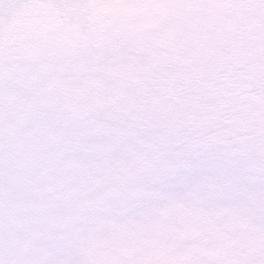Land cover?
<instances>
[{
	"label": "snow or ice",
	"instance_id": "1",
	"mask_svg": "<svg viewBox=\"0 0 264 264\" xmlns=\"http://www.w3.org/2000/svg\"><path fill=\"white\" fill-rule=\"evenodd\" d=\"M0 264H264V0H0Z\"/></svg>",
	"mask_w": 264,
	"mask_h": 264
}]
</instances>
